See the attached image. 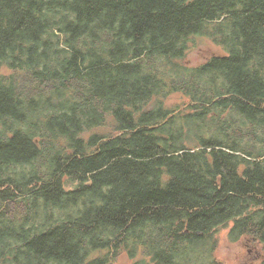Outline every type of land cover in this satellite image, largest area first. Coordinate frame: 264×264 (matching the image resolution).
I'll list each match as a JSON object with an SVG mask.
<instances>
[{"label": "trees", "instance_id": "obj_1", "mask_svg": "<svg viewBox=\"0 0 264 264\" xmlns=\"http://www.w3.org/2000/svg\"><path fill=\"white\" fill-rule=\"evenodd\" d=\"M219 227L264 264V0H0V264H225Z\"/></svg>", "mask_w": 264, "mask_h": 264}, {"label": "rangeland", "instance_id": "obj_2", "mask_svg": "<svg viewBox=\"0 0 264 264\" xmlns=\"http://www.w3.org/2000/svg\"><path fill=\"white\" fill-rule=\"evenodd\" d=\"M194 43L190 42L188 51L185 55L186 62L192 65L202 62L209 56L223 54L221 46L217 45L210 38L195 36ZM180 100L179 95L171 96L167 102L174 104ZM99 132L104 128L96 129ZM217 245L214 255L220 258L225 264H258L262 260L263 254L246 239L230 240L228 237V227H219L216 232ZM119 262L127 264L129 261L126 255H122Z\"/></svg>", "mask_w": 264, "mask_h": 264}]
</instances>
